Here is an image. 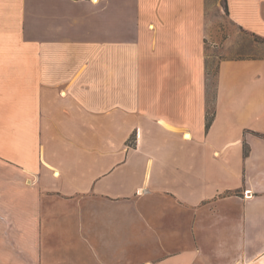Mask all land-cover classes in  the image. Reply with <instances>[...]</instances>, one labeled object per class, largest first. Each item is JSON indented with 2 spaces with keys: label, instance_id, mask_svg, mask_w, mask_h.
Wrapping results in <instances>:
<instances>
[{
  "label": "crops",
  "instance_id": "1",
  "mask_svg": "<svg viewBox=\"0 0 264 264\" xmlns=\"http://www.w3.org/2000/svg\"><path fill=\"white\" fill-rule=\"evenodd\" d=\"M206 38V0H0V264H264V55L209 96Z\"/></svg>",
  "mask_w": 264,
  "mask_h": 264
},
{
  "label": "rangeland",
  "instance_id": "2",
  "mask_svg": "<svg viewBox=\"0 0 264 264\" xmlns=\"http://www.w3.org/2000/svg\"><path fill=\"white\" fill-rule=\"evenodd\" d=\"M207 86L213 94L216 65L220 58L262 57L264 41L240 29L228 15L225 0H206Z\"/></svg>",
  "mask_w": 264,
  "mask_h": 264
},
{
  "label": "trees",
  "instance_id": "3",
  "mask_svg": "<svg viewBox=\"0 0 264 264\" xmlns=\"http://www.w3.org/2000/svg\"><path fill=\"white\" fill-rule=\"evenodd\" d=\"M211 123V117L207 119V126Z\"/></svg>",
  "mask_w": 264,
  "mask_h": 264
}]
</instances>
